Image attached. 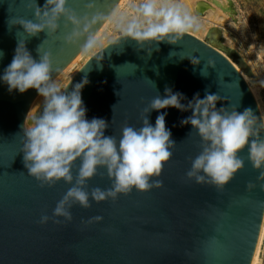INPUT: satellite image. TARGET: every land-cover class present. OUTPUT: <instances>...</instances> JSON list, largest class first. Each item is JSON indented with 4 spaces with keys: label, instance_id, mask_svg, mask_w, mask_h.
Here are the masks:
<instances>
[{
    "label": "water",
    "instance_id": "1",
    "mask_svg": "<svg viewBox=\"0 0 264 264\" xmlns=\"http://www.w3.org/2000/svg\"><path fill=\"white\" fill-rule=\"evenodd\" d=\"M29 2L0 0V76L23 40L37 60L36 49L43 43V51L51 53L54 78L83 51L86 39L96 35L120 0H68V7L79 16L96 18L72 43L65 37L74 26L63 18L51 36L46 31L28 36L17 24L19 18H34L35 5L30 10ZM44 3L37 0L38 6ZM144 43L141 47L118 33L63 87L70 91L87 76L89 84L81 93L86 118L105 119L109 124L105 135L119 138L125 124L142 126V110L155 96L163 97L166 87L183 93L185 105L197 93L204 98L207 91L219 95L217 108L235 107L241 112L251 108L260 117L240 72L204 40L186 32L175 44ZM36 94L35 89L9 92L0 80V264H250L264 215V180L258 179L247 148L240 153L244 167L223 189L189 180L191 159L201 151V139L192 126L180 124L192 115L191 110L169 107L148 116L154 126L156 117L167 113L166 128L176 142L158 178L162 187L147 192L134 189L116 201H90L88 209L73 205L71 222L39 223L42 215L52 216L71 185L61 180L40 187L24 167L19 152L23 126L28 124ZM78 166L79 161L73 166L74 175ZM99 173L88 181V191L111 186L106 170ZM97 215L103 217L101 222L81 223Z\"/></svg>",
    "mask_w": 264,
    "mask_h": 264
},
{
    "label": "clouds",
    "instance_id": "2",
    "mask_svg": "<svg viewBox=\"0 0 264 264\" xmlns=\"http://www.w3.org/2000/svg\"><path fill=\"white\" fill-rule=\"evenodd\" d=\"M33 4L34 18H19L17 24L28 36H37L45 31L51 36L60 28L63 18L74 26L65 37L66 42L72 43L88 31L96 19L79 16L68 7V0H45L42 7L38 6L37 0H31L27 7L31 10ZM135 11L136 15L131 19L121 17L117 26L124 37L138 42L141 47L145 41L166 40L175 44L184 33L199 29V24L187 12H182L179 4L158 6L157 0H144ZM96 43V39L90 35L83 50L87 52ZM42 44L36 49L37 60L21 40L11 63L0 76L9 92L18 90L24 93L35 89L43 98L42 111L32 115L31 122L23 126L19 152L23 153V164L28 175L35 178L40 187H52L61 180L71 185L57 201L52 216L42 215L39 223L45 224L49 220L55 224L71 222L73 215L70 209L73 205L88 209L92 206L90 201L97 204L107 200L116 201L121 194L128 195L134 189L147 192L162 187L163 181L158 178L164 164L173 156L176 142L166 128L167 113L159 114L154 126L149 122L148 116L153 110L159 112L169 107L182 112L191 110L192 115L182 119L180 124L192 126V131L201 139V151L191 159V167L186 172L189 180L223 189L234 174L244 167L245 161L240 153L245 148L248 160L259 171L258 179L264 180V118L257 117L253 109L245 108L241 112L235 107L231 110L217 108L219 95L207 91L204 98L197 93L185 105L181 103L186 99L183 93H174L166 87L163 97L155 96L142 110V126L125 124L119 138L105 135L109 127L105 119L86 118L87 109L81 93L89 84L87 76L70 91L68 88L62 89L52 78L51 53L43 51ZM77 161L79 166L74 175L73 166ZM100 169L106 170L111 186L107 189L94 187L88 191V181L100 174ZM102 220L103 217L97 215L81 223L91 224Z\"/></svg>",
    "mask_w": 264,
    "mask_h": 264
},
{
    "label": "bare ground",
    "instance_id": "3",
    "mask_svg": "<svg viewBox=\"0 0 264 264\" xmlns=\"http://www.w3.org/2000/svg\"><path fill=\"white\" fill-rule=\"evenodd\" d=\"M139 1L140 0H120L118 5L94 36L97 41L96 46L87 52L83 50L70 65L53 78L61 85L62 89L90 56L101 50L109 42H111L118 35V33L122 32L117 26L120 18L124 17L125 20H128L135 16V8L139 6ZM143 2L144 0H141V3ZM230 2V0H175V2L173 0L172 4H179L182 7V10L188 12L190 16L192 13L204 14L202 18L197 20H195L194 16H192L195 22L199 24V29L189 30L188 33L213 46L216 50L222 53L234 67H236L244 78L253 96L260 118H264V103H262V101H264V97L261 95L260 87L253 81V73L248 69L247 65L244 64V61L240 60V56H238L240 54L238 52L235 54L233 49H231V40L222 27L229 18ZM134 4H136V6H134ZM157 5H160L158 0ZM128 9L131 10V13L124 14L128 11ZM207 32L209 33L206 37ZM229 54L233 56V59L236 62L229 57ZM42 100L43 98L40 97L38 93L32 99L28 124L31 122V116L37 115V113L41 111V108L43 107ZM250 264H264V215H262L260 229Z\"/></svg>",
    "mask_w": 264,
    "mask_h": 264
},
{
    "label": "rangeland",
    "instance_id": "4",
    "mask_svg": "<svg viewBox=\"0 0 264 264\" xmlns=\"http://www.w3.org/2000/svg\"><path fill=\"white\" fill-rule=\"evenodd\" d=\"M158 1L160 4H172L173 2V0ZM230 1L229 18L222 26L223 30L231 40V49L235 54H237L236 52L240 54L238 55L240 60L244 61V64L253 73L252 79L259 85L261 95L264 97V0ZM138 4H141V0ZM182 12L185 11L182 10ZM127 13L130 14L131 10L128 9L124 14ZM187 14L189 13L187 12ZM191 16L197 20L204 14L192 13ZM229 57L235 61L230 54Z\"/></svg>",
    "mask_w": 264,
    "mask_h": 264
}]
</instances>
